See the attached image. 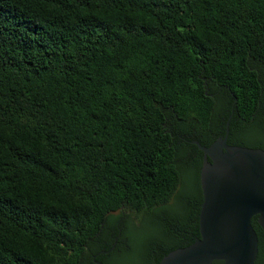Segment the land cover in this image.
<instances>
[{
	"label": "trees",
	"instance_id": "obj_1",
	"mask_svg": "<svg viewBox=\"0 0 264 264\" xmlns=\"http://www.w3.org/2000/svg\"><path fill=\"white\" fill-rule=\"evenodd\" d=\"M230 115L228 143L264 149V0H0V264H158L192 244L191 141Z\"/></svg>",
	"mask_w": 264,
	"mask_h": 264
},
{
	"label": "water",
	"instance_id": "obj_2",
	"mask_svg": "<svg viewBox=\"0 0 264 264\" xmlns=\"http://www.w3.org/2000/svg\"><path fill=\"white\" fill-rule=\"evenodd\" d=\"M231 118L225 135L211 145L191 141L204 152L200 237L158 264H256L259 240L252 218L258 216L264 229V149L229 144Z\"/></svg>",
	"mask_w": 264,
	"mask_h": 264
},
{
	"label": "rangeland",
	"instance_id": "obj_3",
	"mask_svg": "<svg viewBox=\"0 0 264 264\" xmlns=\"http://www.w3.org/2000/svg\"><path fill=\"white\" fill-rule=\"evenodd\" d=\"M135 232L137 233L136 242L137 244H141L143 242L142 239L153 232V228L147 220L144 221L143 218H138V220L135 221Z\"/></svg>",
	"mask_w": 264,
	"mask_h": 264
},
{
	"label": "flooded vegetation",
	"instance_id": "obj_4",
	"mask_svg": "<svg viewBox=\"0 0 264 264\" xmlns=\"http://www.w3.org/2000/svg\"><path fill=\"white\" fill-rule=\"evenodd\" d=\"M117 242H118V238L115 239L114 247H115V245H116ZM97 256H98V255H94L93 260H94L97 264H105V262H104L102 259L98 258Z\"/></svg>",
	"mask_w": 264,
	"mask_h": 264
}]
</instances>
